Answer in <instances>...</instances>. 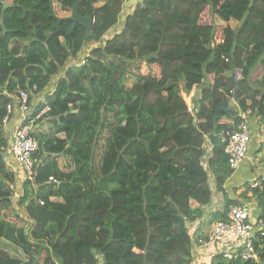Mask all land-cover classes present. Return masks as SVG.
<instances>
[{
	"label": "trees",
	"instance_id": "1",
	"mask_svg": "<svg viewBox=\"0 0 264 264\" xmlns=\"http://www.w3.org/2000/svg\"><path fill=\"white\" fill-rule=\"evenodd\" d=\"M127 1L0 0V239L22 251L14 258L0 249V264H50L53 257L99 264V256L103 264H191L186 224L213 202L210 177L226 199L211 223L239 204L226 189L234 173L222 136L241 122L240 111L252 110L264 126V0H136L128 14ZM5 2L11 7L3 13ZM55 3L71 15L78 3L82 17H93L92 30L58 16ZM87 47L85 65L70 66L34 110L49 105L47 118L59 123L50 135H35L40 149L20 200L24 218L15 212L14 175L2 153L8 106L19 90L44 91ZM126 71L139 77L128 89ZM244 188L264 222V180ZM256 251L264 264V236ZM213 264L258 263L219 255Z\"/></svg>",
	"mask_w": 264,
	"mask_h": 264
},
{
	"label": "built area",
	"instance_id": "2",
	"mask_svg": "<svg viewBox=\"0 0 264 264\" xmlns=\"http://www.w3.org/2000/svg\"><path fill=\"white\" fill-rule=\"evenodd\" d=\"M89 56L90 54H88L85 59L81 60L80 65H85L86 59ZM54 92L55 91L49 96L54 94ZM17 94L18 95L15 97L17 104L14 103L8 106V115L3 121V128L5 129L8 127L14 115L15 105L19 107V111L23 116V123L10 133L9 149H3V157L7 165L9 163V158L13 157L16 163L26 172L27 179L32 182L36 176L35 168L38 163L37 159H35V154L40 149L39 141L35 137V125L45 120L52 110L49 105H45V107L34 116L35 112L31 107L30 92L19 90ZM43 104H46V102ZM190 106L192 115H196L197 108L194 101H192V103L190 102ZM239 116L241 122L237 127L227 131L222 136L224 152L233 173H236L242 165L251 158L254 143L258 142V148L264 143V126L261 118L250 109L240 111ZM204 150L205 154L201 163L204 169L208 170L209 159L212 155V146L208 140L205 143ZM49 180L50 182L56 183L53 177ZM262 180H264L263 176L260 177L258 174L249 184L252 189L260 188ZM211 181L216 188L212 176L210 177V187ZM21 196L19 192L15 191L13 193V199L20 201ZM214 198L215 194L213 193V203ZM41 204L43 205L44 203L41 202ZM203 208L205 207H202V210ZM260 216V208L258 218L252 219L251 208L248 203L239 202V204H233L229 207L226 220L216 221L212 224L208 238H193V247L195 250H207L211 246H215L217 256H222L227 262L237 259L244 261L253 259L258 264H262L259 260L258 252L256 251V240L259 236H264V222L260 219ZM98 259L99 264H101L103 262L102 257L99 256ZM50 264H60V262L53 257ZM205 264L213 263L206 261Z\"/></svg>",
	"mask_w": 264,
	"mask_h": 264
},
{
	"label": "crops",
	"instance_id": "3",
	"mask_svg": "<svg viewBox=\"0 0 264 264\" xmlns=\"http://www.w3.org/2000/svg\"><path fill=\"white\" fill-rule=\"evenodd\" d=\"M129 2H131V0H129ZM131 11H132V9L127 10L126 13L128 14ZM58 16L67 17L65 13H62V15H58ZM118 31L115 32V29H114V32H112V33H117ZM14 45H15V42L12 43L11 47H14ZM91 50H92V48L87 47V48H85L83 53H81L79 55L77 60L70 59L67 62V66L63 67L59 71V73H57V75L51 79L49 86L44 91H42L38 94H36L32 91L30 92V94H31V107H32L33 111L35 110L36 106H38L39 104H43L44 102H46L48 100V96L53 91H55L57 82L59 81V79L61 77H63L65 75L67 69L70 66H72L78 62L80 64L81 60L85 59L87 57V55L91 53ZM129 76H135V75L130 71L129 72L126 71L124 82H125V86L127 89L132 88L133 85L137 82V80L139 78V77L135 76L134 79L136 81L132 82V86H127L126 81H127ZM14 96H16V95H14ZM15 104H17V103L15 102ZM22 123H23V116H22L21 112L19 111L18 105H15L14 115H13V117L9 123V127H8L9 135L16 128L21 126ZM58 123H59L58 118L53 117V116L46 118L45 120H43L40 123H36L35 135H37V136L41 135L42 137L50 135L51 133H53L56 130ZM257 143L253 144L251 158L249 160H247L242 165V167L236 173H234L232 175V177L227 181V184H226L227 191L232 192V190H233V192H234L233 197L230 195L231 198H233L235 200H239V202H241V203H248L250 205L252 219H256L259 216L258 203L255 200L253 193L252 192H246L245 191L246 188H243V187H244V185L252 182L257 177L258 170H262V167L264 169V166L262 164L258 165V167H257L258 170H255L254 172H253V169L251 168L252 167L251 166V162H252L251 159H252L253 155L259 149L257 146ZM261 149L263 150L262 147H261ZM2 153H3V151H2ZM262 155H264V152L263 153L260 152L256 156L261 157ZM256 161H258V159ZM6 167H7V170L9 171V173H12L14 175V182L15 183L12 186L13 190H16V192L21 193L22 198H23L24 190H25V184L27 183V177H26L25 171L16 163V161L13 157L9 158V163H8V165H6ZM262 172L264 173V170H262ZM263 178H264V176H263ZM213 181H215L214 177H213ZM240 186L242 187V189H240ZM235 190H237V191H235ZM216 192H217V190H216ZM194 206L197 207L198 205L194 204ZM225 207H226L225 196L223 195V192L218 191L217 192V198H216V196L214 198V203L212 202L209 206L203 208V210H204L203 218L197 219L195 221H192V222L186 224V227L189 230V233L192 235V238H194V239L203 238V237L208 238L211 226L213 224L210 221V216L216 212L224 211ZM23 208H24L25 215L22 214V216L24 218H27L28 216L26 214L25 207L23 206ZM29 229H30V227L27 225V228H26L27 231L26 232H28ZM0 249H3V248H0ZM16 251H17L16 254H12L11 252H9V253L14 258H20L22 255V253H21L22 251L19 249H16ZM216 256H217V250H216L215 246H211L207 250H203V249L195 250V248L193 247V257H192L191 264H205L206 261L213 263V260L215 259ZM101 264H103V262Z\"/></svg>",
	"mask_w": 264,
	"mask_h": 264
},
{
	"label": "rangeland",
	"instance_id": "4",
	"mask_svg": "<svg viewBox=\"0 0 264 264\" xmlns=\"http://www.w3.org/2000/svg\"><path fill=\"white\" fill-rule=\"evenodd\" d=\"M137 3V1L136 0H133V1H131V2H129V0L127 1V4H126V6H125V12H127V10H130V9H133V6ZM55 12L58 14V15H62V13H65L66 14V16H71V11H64V10H62L61 8H60V5L59 4H57V3H55ZM143 69V71H145L146 73H149V70H148V68L146 67V65L145 64H142V67H141V70ZM135 75V74H134ZM134 77L135 76H129L128 77V79H127V81H126V84H127V86H132V82H134V81H136L135 79H134ZM207 81H209V80H207ZM213 82V81H212ZM200 89H197L196 91H195V94L192 96V98H191V103H192V99L194 98V97H196L199 93H200ZM194 103H195V101H194ZM232 104H233V106L234 107H236L237 108V103L235 102V101H233L232 102ZM195 105H196V103H195ZM235 108V109H236ZM40 123V122H39ZM8 127H9V125H8ZM8 127L7 128H5L4 129V136L6 137V139H8L9 140V129H8ZM36 132V131H35ZM38 140V139H37ZM264 144V143H263ZM263 144L261 145V147L263 146ZM261 147L258 149V151L253 155V157H252V162H251V168L253 169V172L255 171V170H258L257 169V167H258V165H263L264 166V155H262L261 157H257L256 155L258 154V153H263L264 152V149L262 150L261 149ZM7 149H9V144H8V146L6 147V150ZM258 159V161H256ZM69 162V161H68ZM262 170H264L263 169V167H262ZM262 170H258V174L260 175V177H262V176H264V173L262 172ZM243 186V185H242ZM211 188H212V191H213V193L215 194V196H216V198H217V192H216V188H215V186H214V184H213V182L211 181ZM244 188V187H243ZM240 189H242V187L240 186ZM229 193H230V195L233 197V195H234V192H233V190H232V192L231 191H229ZM21 198H22V196H21ZM20 199V198H19ZM12 200H13V205H14V208H15V212L19 215V216H22V214L23 215H25V212H24V208H23V206L20 204V202H19V200H16V199H13V196H12ZM0 248H3V249H5V250H7L8 252H11L12 254H16L17 253V251H16V249H18V247L16 246V243L15 242H6L5 240H1L0 239Z\"/></svg>",
	"mask_w": 264,
	"mask_h": 264
},
{
	"label": "water",
	"instance_id": "5",
	"mask_svg": "<svg viewBox=\"0 0 264 264\" xmlns=\"http://www.w3.org/2000/svg\"><path fill=\"white\" fill-rule=\"evenodd\" d=\"M11 7V5H9L7 2H5L4 4V11L3 13L6 12V10ZM70 19L73 21V22H76V23H79L81 24L83 27H85L88 31H91L92 30V24H93V17L92 16H89V17H82L80 14H79V9H78V3H76L74 6H73V9H72V15L70 17ZM2 26H3V35H5L7 33V29H6V26H5V23H4V19H2ZM157 57V54H153L151 56H148L145 58V61L148 62L150 59L152 58H155ZM0 58H1V55H0ZM221 86V81H217L215 86H214V89H219Z\"/></svg>",
	"mask_w": 264,
	"mask_h": 264
}]
</instances>
